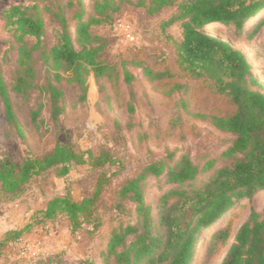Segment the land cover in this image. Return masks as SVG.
Instances as JSON below:
<instances>
[{"label": "rangeland", "instance_id": "obj_1", "mask_svg": "<svg viewBox=\"0 0 264 264\" xmlns=\"http://www.w3.org/2000/svg\"><path fill=\"white\" fill-rule=\"evenodd\" d=\"M33 1L40 7L56 8L69 0ZM30 3L32 0H0V73L7 80L16 65L14 47L19 31L7 23L2 11L14 4ZM91 3L92 0H83L86 9ZM75 8L76 5L64 6L72 33ZM175 11V7H169L149 15L144 8L124 5L112 14V23L92 26L91 33L104 39L100 59L113 66L115 75L101 84L89 75L84 99L75 85L62 83L64 111L56 122L50 120L49 106L38 91L26 101L12 93L13 108L25 133L20 138L5 124L0 102V169L11 163L18 166L25 157L41 158L57 144L73 147L85 159L82 164L71 165L65 176L56 175L54 169L34 176L17 194L7 193L0 187V241L6 239L0 264H16L35 256H40L38 261L51 264L87 261L104 264L111 230L120 223L126 224L129 215H134L116 209V191L144 162L173 150L175 157L182 151L187 152L199 167L212 161L211 168L201 171L194 182L200 186L216 169L233 161L234 155L226 153L233 136L217 130L206 118L197 115L227 116L235 107L226 95L217 91L212 81L195 79L178 67L175 43L180 38L179 23L165 25ZM43 19L45 32L40 41L49 46L58 40L61 28L47 11L43 12ZM261 20L264 22V9L246 20L241 29L234 24H213L206 31L245 53L264 92V23L258 26ZM127 35L133 36L134 41H128ZM34 56L38 58L36 68L42 83L44 66L38 52ZM136 62L149 66L153 72L163 73V77L153 79L143 75L140 67L134 65ZM123 63L135 76L130 85L123 81ZM130 90L135 94V111L131 117L127 112ZM39 102L45 103L41 113L42 134L34 130L29 118L30 109ZM102 153H108L113 162L98 167L93 163ZM100 175L105 177V185L94 203L91 219L80 229L71 232L64 214L39 225L37 212L50 198L66 193L74 199L90 195ZM174 187L164 177L146 179L144 200L151 206L154 220L159 216L160 196ZM126 206L131 207L129 203ZM263 206L264 192L235 204L198 236L192 264H219L250 211L260 213ZM19 229H22L21 238L12 243V231ZM223 230H227L224 239L220 233ZM109 264L113 263L109 260Z\"/></svg>", "mask_w": 264, "mask_h": 264}, {"label": "trees", "instance_id": "obj_2", "mask_svg": "<svg viewBox=\"0 0 264 264\" xmlns=\"http://www.w3.org/2000/svg\"><path fill=\"white\" fill-rule=\"evenodd\" d=\"M73 5L76 8L72 19L76 23L72 33L64 6ZM90 5L86 9L83 0H69L56 8L40 7L32 0L30 4H14L2 11L7 23L19 31L11 78L7 80L0 73V102L5 124L18 137H25L13 108L12 93L26 101L38 91L49 106L50 120L56 122L64 111L62 83L75 85L84 99L89 75L98 84L115 75L113 66L100 59L104 39L91 33L92 26L112 23V14L124 5L144 8L149 15L175 7L176 11L165 25L179 23L180 38L175 43L178 67L195 79L212 81L217 91L226 95L235 107L227 116L197 115L206 118L217 130L233 136L226 153L233 154L234 158L229 165L216 169L200 186H195L194 182L201 171L211 168L212 161L199 167L187 152L182 151L175 157L173 150L144 162L116 191V209L134 215H129L126 224L120 223L111 230L103 263L109 264L110 260L113 264H192L198 236L239 201L264 192L263 85L253 75L242 50L206 31L213 24H234L241 29L246 20L264 9V0H92ZM44 11L55 17L61 28L58 40L49 46L40 41L45 32ZM263 23L261 20L258 26ZM35 52L44 66L42 83ZM134 65L140 67L143 75L153 79L163 77V73L153 72L149 66L139 62ZM122 72L123 81L130 85L135 76L125 63ZM129 97L127 112L131 117L135 111L132 90ZM44 106L45 103L39 102L29 111L30 123L39 134L44 132L41 118ZM84 162L82 153L71 146L57 144L41 158L25 157L18 166L4 165L0 169V187L7 193L17 194L29 180L46 170L54 169L56 175L65 176L71 165ZM111 162L109 154L102 153L93 164L103 167ZM148 177H164L166 183L175 186L160 196L157 221L151 206L144 200L143 186ZM104 178L98 176L90 195L74 199L66 193L50 198L37 212L39 225L48 223L57 214H64L71 232H76L91 219L94 203L105 185ZM169 198H173L172 201H168ZM12 232L14 243L21 238L22 229ZM220 233L224 239L227 230ZM5 240L0 241V255ZM39 258L21 259L16 264H51L38 261ZM219 264H264V206L260 213L250 211Z\"/></svg>", "mask_w": 264, "mask_h": 264}, {"label": "built area", "instance_id": "obj_3", "mask_svg": "<svg viewBox=\"0 0 264 264\" xmlns=\"http://www.w3.org/2000/svg\"><path fill=\"white\" fill-rule=\"evenodd\" d=\"M126 38H127L128 41H131V42L134 41V37L131 36V35H127Z\"/></svg>", "mask_w": 264, "mask_h": 264}, {"label": "bare ground", "instance_id": "obj_4", "mask_svg": "<svg viewBox=\"0 0 264 264\" xmlns=\"http://www.w3.org/2000/svg\"><path fill=\"white\" fill-rule=\"evenodd\" d=\"M212 226H213V225H212ZM212 226H211V227H212Z\"/></svg>", "mask_w": 264, "mask_h": 264}, {"label": "water", "instance_id": "obj_5", "mask_svg": "<svg viewBox=\"0 0 264 264\" xmlns=\"http://www.w3.org/2000/svg\"><path fill=\"white\" fill-rule=\"evenodd\" d=\"M243 199V198H242Z\"/></svg>", "mask_w": 264, "mask_h": 264}]
</instances>
